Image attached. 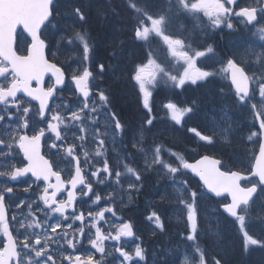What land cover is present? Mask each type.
<instances>
[{
    "label": "snow or ice",
    "instance_id": "snow-or-ice-1",
    "mask_svg": "<svg viewBox=\"0 0 264 264\" xmlns=\"http://www.w3.org/2000/svg\"><path fill=\"white\" fill-rule=\"evenodd\" d=\"M178 5L187 13L198 17L199 13H203L208 18L211 26L219 27L226 23V26L231 29L233 24L228 22L231 17H236L243 20L247 24L257 22L256 7H239L238 0H177ZM131 7L140 13L144 18L140 19L138 26L135 29L137 38L147 40L150 34L155 33L157 37H162L163 41L168 45L170 54L177 60H182L187 65L184 68L183 75L177 77L168 75V73L156 65L155 62L149 60L147 64H142L136 67L133 79L139 85V89L143 94L144 108L151 111L149 105V97L151 92L149 87L157 80V71L167 76L177 86H182L186 81H191L195 84L198 80H202L212 73L203 71L195 66L196 58L204 56L202 51H192L190 46H185L184 40L173 39L171 36L164 34L163 25L165 17H153L144 13L142 9L132 4ZM239 9L238 11L236 9ZM264 11V9H261ZM75 15L81 21L85 20L84 14L79 8L74 10ZM53 15V0H0V165L3 170H0V177H8L10 181H17L19 178L31 174L34 177L33 183L44 182V187L38 199L43 202L44 207L36 205V211L44 213L45 221L50 217L51 213L59 214L55 224L42 222L33 211V204L21 201L16 205L17 208L26 207L27 212L21 213L23 219H18L16 215L12 216V221L16 223L14 229H10L8 209L6 206V198L13 193V187L5 183L0 186V235L3 239L0 240V264H103L104 256L107 255L105 244L106 240L120 241L121 237H132L134 235L132 225L124 223L116 234H105L98 226L100 221L105 219V213H113L112 207H106L95 213L88 212L92 217L90 225H85V214H79L73 210L71 216H66L65 212L69 208H73L77 200V189L82 196H87L93 191L91 182H86L87 166L90 164L89 152L85 150V144L89 136L96 138L101 135L107 136L109 132L104 133L96 128L99 120L96 117L101 114L108 105V96L103 91L98 93V102L92 97L90 82L93 78L92 72L88 68H83L82 72H78L72 76V81L75 84V90L83 97L80 102V107L72 110L68 105H56L57 110L53 111L49 107V101L55 99V95L60 86L64 84L65 73L57 64L51 63L45 56V40L41 38L42 26H46L45 22L50 23L49 18ZM150 24V26H148ZM20 28L23 33H27L30 38L29 43L24 49V54H19L16 48L17 30ZM260 38L264 39V28L259 29ZM76 39L83 44L84 58H88L89 44L86 35L76 33ZM212 49L209 48L210 52ZM103 71V65L100 66ZM230 73L231 83L235 86L236 94L239 101L246 103L247 100L253 99L258 92L260 97V108L264 109V73L260 75L250 76L243 67L238 66L234 60H228L227 68ZM50 74V79L54 81L47 87L44 86L45 76ZM33 82L37 87H33ZM250 83L254 85L250 89ZM95 87V85H92ZM22 93L23 96H19ZM30 98V99H25ZM32 101H38L39 107L37 114L39 120L37 124L47 121V128H37L30 123L33 106ZM165 107L170 110L172 120L180 123L185 114L193 111L192 107H180L177 104L169 102ZM257 105L252 104V108L256 109ZM60 109L67 112L68 115L62 114ZM14 110V111H13ZM52 111L49 119L45 113ZM264 111L257 113V118L261 120L260 130L264 132ZM109 120L114 123L115 130H122L123 126L115 113H112ZM90 122V127H85ZM152 120L147 121L148 125L152 124ZM63 126V128H62ZM69 128H75L81 133L75 135V140L80 143H66L67 132ZM31 129L32 135H28L27 131ZM46 131L49 133L48 139L53 142L50 149H55L52 159H46L41 154V140L45 137ZM195 133L200 140L206 141L209 144L213 142L211 136L203 135L196 129H190ZM256 132H252L248 139L251 140L256 136ZM54 137V139H53ZM141 140L143 135L141 134ZM59 141L60 143H57ZM105 141L99 139V147L95 151L96 156H101ZM81 149L83 153V163L85 168L81 167V159L77 154V149ZM23 153V159L18 163H13L19 155ZM161 147L157 146L154 149L152 158L153 164L162 165L167 171L173 175L177 174L180 169L190 170L196 176H199L203 181L204 186L217 197L225 196V202L222 207L230 216L235 217L239 222L241 229L245 226V214L248 213L250 202L254 198V194L264 192V143L260 144L259 155L255 159V164L245 175L241 171H222V162L217 159H212L209 156H203L195 163H188L178 153H171L176 156L180 162L178 166H172L161 159ZM63 151V155H61ZM56 157H60L59 160ZM70 158V159H69ZM26 161V163H25ZM67 161L71 163L75 161L74 174H69V179L62 178L59 164ZM127 173H132L139 180L140 176L135 173V170L124 165ZM101 171L111 176L107 160L104 161L103 169H96L91 172L92 177H97ZM121 172L115 173L117 182L121 177ZM55 183H52V180ZM102 182V181H99ZM244 182V183H242ZM183 190H187V181H181ZM67 190L66 200H57L58 193ZM132 187V185H129ZM31 188V185H29ZM87 189V192L84 191ZM51 190V191H50ZM27 191V189H26ZM227 197H230V202H227ZM197 192H191V201L188 202L185 198H180L179 202L187 208L188 220L192 225V232L196 231V205L195 200ZM101 200L99 194H95L93 203H98ZM47 209V211H45ZM244 213V214H241ZM155 218L158 227H163L160 223L159 216L152 213L149 219ZM71 220V223L66 224V229L61 233H57V229L63 227V222ZM76 221H80V226L74 228ZM87 227V234L85 232ZM51 229L49 233L48 229ZM95 229L94 238L92 229ZM20 229H24L23 232ZM35 229H41L40 232ZM67 229H71L70 233ZM13 230L16 235H13ZM86 236L88 242L100 253L101 258L96 259L94 255L87 256L76 255L74 252L79 243L77 236ZM55 234V235H53ZM21 237H23L21 239ZM189 240H195V235H189ZM246 245H257L261 243L254 239L248 233L244 232ZM63 241V243H61ZM53 245L56 247L54 248ZM67 249H72L73 252H67ZM115 251L123 257L121 264L133 262L134 258L139 260L144 259V250L137 245L134 253L125 251L123 247H116ZM183 264H189L186 258ZM191 264H207L204 252L197 245L194 249ZM215 264H220V261H215Z\"/></svg>",
    "mask_w": 264,
    "mask_h": 264
},
{
    "label": "rangeland",
    "instance_id": "rangeland-1",
    "mask_svg": "<svg viewBox=\"0 0 264 264\" xmlns=\"http://www.w3.org/2000/svg\"><path fill=\"white\" fill-rule=\"evenodd\" d=\"M65 1L67 2V0H65ZM256 1L257 0H253V2H256ZM66 2H64V3H66ZM91 2H94L95 4H97L98 0H83L84 6H85V3L88 6ZM132 2L133 1L128 0L126 3H122L121 11L123 12V16L125 17L127 22L132 20L134 23V25H133L134 31L132 34H130L129 37L132 39H135L136 37L134 36V33H135V29L137 26L135 25V20H134L136 14H132V9H131L132 8L131 5L133 4ZM105 9H107V7ZM181 10H183V9L178 5L177 12H180ZM55 12H56V15H55V18L53 19V22L47 26L46 32H47V35L49 37L52 36L53 29L57 24H58V26H56L55 28L62 29L64 31V33L68 32L69 27H73L75 25V22L73 20L69 19L68 16H66L63 19L64 16H63V13L59 7H56ZM93 14L95 16H97L94 11H93ZM138 17L139 16H137V19H138ZM233 21H232V19H230L228 22H233ZM240 22L243 25V27H245V23L241 20H240ZM261 23H264V16L261 17L260 22H257L256 25H260ZM237 25L239 26L238 23H237ZM148 26H150V24ZM247 28L248 27H245L244 29H247ZM231 29L227 28L226 31H230ZM226 31H224V33ZM64 33H58L57 32L54 34V36L51 39L52 49H53L52 51L54 53H56L58 50H59V52L63 51L64 53L71 52V50H72V48L70 47L71 42H76V43H79V47H78L76 53L78 54V52H81L82 46L80 45L81 42L76 39V34H75L76 32L67 33L68 35L69 34H75L71 40L70 39L67 40V42L70 41L69 45H67L63 41V36H65ZM224 33H222V35H221L220 32L213 31V30H210V31L203 33L201 42L203 44L213 43L215 52L212 55H210L209 52L206 51V49L203 50L205 55L201 56V60L207 61L204 63H208L209 62L208 60H210V63L214 64L215 67H218L217 63L222 65L223 62L219 59L221 57L222 49L226 48V45H227L229 47V50L231 51V53L235 56V58L237 60H239L238 61L239 63L243 64L245 70L251 76L254 74L258 76L261 73H264V44L259 42L256 33L254 31L248 30L247 32H244L241 35L230 34L226 37L224 36ZM188 40L189 39H186V42H185L187 46L189 45ZM93 43L95 44L94 40H93ZM135 43H136L135 48L133 47L134 50L131 53V54H133V56L132 55L129 56L130 53H127V56H129V57H126L125 65L128 66V63L134 61V59H136V58H139L137 61V62H141L139 65L147 64L149 60H153L155 62L153 67L155 68V66L157 65L158 59H160V57H161V56H159V53L161 55H163V52L165 50H167L168 53L164 57H162V59L164 60V62L167 65L166 72L168 73V75L169 76L173 75L171 73V63L168 60V58L172 57V56L170 54L168 45L163 41L162 37H157L155 35V33H152V34H150V36L147 40L136 38ZM222 45H223V47L221 48ZM95 46H96V44H95ZM135 49H139L142 52V54L137 52ZM127 52H131V51L129 50ZM179 61L184 63V61H182V60H179ZM211 64L202 65V70L208 71V72L212 73V75H214V73L218 72V70L215 71L214 70L215 68H212ZM159 66L161 68H163V66H161V65H159ZM219 68H221L223 71H225V69H226L224 65L220 66ZM76 71H77L76 67L71 68L72 73H75ZM225 72L227 73V71H225ZM181 75H183V74H181ZM181 75H175V76L179 77ZM118 78H119L118 83L121 87L120 91L122 92L120 94L121 99H120L119 105H120V107H124L125 105H128V104L130 105L134 102V100L132 98V92L126 86L127 85L126 81L133 80V76L129 77L127 75V80H126V73L124 71L122 73V71H121ZM218 78H221L224 81V78L222 77V75H220L219 77H215V76L210 75V77L208 76V77L204 78L205 80L204 79L198 80L195 84L191 83V81H186L184 85L177 86L176 82H173L167 76H165V75L159 73V71H157V80L153 84V86H154L153 90L155 92L156 89L158 88L160 95H162L166 98L179 97L180 99L185 101L186 97H188V96L184 95V93L187 92V91H184V86L188 83H191L193 86V89H191V90L196 94V96L194 97L196 99H194L192 97H191V99L193 101L199 99L202 103L201 104L202 107H200L198 105L195 113H194V111L187 113L186 119L188 122H191L193 120L194 122L199 124L213 138V142L211 144H209L206 141H203V142H205V148H207L208 150H210L214 153L219 154L220 156H222L223 158H226L230 162L238 163V164H240L241 160H242V155L239 156V154H241V152L248 151V155L251 158V160H250V165H251L253 160H254L255 153L258 149V145H259L258 141L256 142V136H254L251 139L252 140L251 142L248 139L249 135L252 133V125L250 124V122H253V119H254V109L252 108V104L255 103L257 105L256 109L258 110V112L264 111V109L260 108V97H259L258 92H257L256 95L253 97V99L247 100L246 103H243V102L239 101V97L232 90L230 92H228L226 94V96H224L221 91L216 90L212 85H207V86L205 85L207 82H209L213 79H218ZM202 81H203V83H202ZM224 83H225V90H227L226 89V82L224 81ZM119 85H118V87H119ZM252 86H254V85L252 84ZM105 87L100 86L99 92L100 91L104 92V90L107 89V87L106 88ZM197 87H200L201 89H197ZM187 88H190V87L187 86ZM151 90H150V92L152 93ZM196 92H198V93H196ZM178 94H183V96H178ZM151 96H152V94H151ZM206 98H209L208 100L210 102V105L206 104ZM219 102H220V104H219ZM218 104H219V107H217ZM178 108H180V107H178ZM73 110H76V109H73ZM143 110L145 112H152V109H151V111H149L146 108H144ZM203 110H204V113H203ZM60 111L65 116L68 115V113L64 112L63 109H60ZM167 112L170 115V123L172 126H170L169 124L166 125V126H169V128H167V130H164V132H163L164 133V139L168 142H171L174 139L173 141L175 143H177L180 141V137L178 136V133H177L178 131H176L175 129H179V127L174 124V122H176V121L172 120L170 110H167ZM118 113L120 116H122V114H124L120 109H119ZM141 114H143V113H141ZM100 115L101 114H99L96 117V119H98L99 122H102L103 119L100 117ZM194 115H196V116H194ZM131 119L132 120L139 119V114L136 113V110L134 111L132 117L128 118L127 121H130ZM97 124H99V123H97ZM140 126H142V125H140ZM85 127H90V122L88 124H86ZM141 129H143V127ZM161 131H162V129L157 128L155 133L159 134ZM100 132L104 133L103 130H100ZM77 134L80 135L81 133H79V131L77 130ZM235 134H238V136H237V139L235 138L233 140V138L230 136L235 135ZM149 135L152 136V133H150ZM179 135H181V134L179 133ZM161 138H163V137H161ZM89 139H90V146H92V148H90L91 152L96 151L97 145H99L98 144L99 140H97V139H103L105 141V143H109V145L112 147L115 146V144H113V142L121 143V141L118 139V135L115 133H113L109 139H107L104 135H101V136L96 137V138L89 136ZM89 139H87V141ZM91 140L94 142H92ZM131 141H132V143L135 144L136 148H141V146H139V144H143L144 149H140L141 152H139L138 155H142V157L145 159H147L149 156L148 162L150 165H153L152 158H153L154 153H152L153 150L150 149V148H152V146L154 144L153 140L146 138L144 135H143V140H141V133L137 136L136 132H135L133 139H131ZM86 143H88V142H86ZM250 144L252 145L251 147H249ZM157 146L161 147V144H156L155 148ZM171 153H173V152L168 151L167 154H165V152H163L161 150V155H163V156L167 155V157H170ZM248 155H245L243 157V162L246 160V157ZM161 159L164 160L163 157H161ZM98 161L100 162V159ZM164 161L169 163L166 160H164ZM164 169L168 173L167 169L166 168H164ZM122 177H124V175ZM170 179L172 180L173 178H170ZM176 182L180 183L179 179L176 180ZM129 185H132V187H129ZM134 185H135L134 177L129 178L128 181L121 186V190H122L121 193H118V192L112 193L113 196H110V197L115 199V201L110 202L106 207H115V208L117 207V204L115 203L117 200L116 196H119V200L121 201L120 202L121 208L131 205L133 202L132 188L134 187ZM180 185L181 186L177 187V190H176L177 193L178 192L183 193L181 191L183 188V185L182 184H180ZM118 188H120L119 185H118ZM261 199H264V196ZM204 206H205L206 210L204 209ZM204 206H202L203 212L207 211V213H208L209 209L206 206V203L204 204ZM115 211H116V209H113L114 213H115ZM171 217L173 218V219H171V222H177V221L181 220V217L176 212H172L171 215H169L168 220ZM118 220H119L118 218L113 216V213H107V216L105 215V223H106L105 225H107L109 228H114V227L116 228L117 224L119 223ZM200 220L202 221V218ZM208 220H210V219L208 218ZM203 222H207V221L204 219ZM87 225H90V223H87L86 226ZM160 228L161 227H158V228L153 227L152 231L148 232V234L152 235L154 233V231H156ZM209 228H210V225L207 223L206 230ZM256 228H257V225H256ZM86 229H87V227H86ZM202 230H204V227L201 229V232H202ZM39 231H40V229H37V232H39ZM210 232H212V231H210ZM190 235H193V232H191ZM202 236H204V235H201V237ZM220 247L232 249L231 245H229L227 247H226V245L223 247L222 246H220ZM220 247L218 244H215L214 249L218 251V250H221ZM173 251H175V248H172V246L170 245V243L167 240H163L161 242L160 246L156 247L155 250L151 251V252L153 253L154 257L156 258L155 261L164 262L165 260H167V258L170 256L171 252H173ZM225 254L227 255L228 252ZM237 256L238 255L232 256V260L234 259L235 264H243L244 261L241 260V258H239ZM185 259H186V256L181 260L180 264H183V261ZM248 263L253 264L254 262H248ZM260 263H264V259H261Z\"/></svg>",
    "mask_w": 264,
    "mask_h": 264
},
{
    "label": "trees",
    "instance_id": "trees-1",
    "mask_svg": "<svg viewBox=\"0 0 264 264\" xmlns=\"http://www.w3.org/2000/svg\"><path fill=\"white\" fill-rule=\"evenodd\" d=\"M124 0H98L97 4L93 2L92 5L84 6L83 0H67L66 6L64 7V10L62 13L66 15L71 16V20L77 23L79 19H77V15L73 13V8L75 7V3L79 2L78 6L80 9H82V12L87 14V21L82 23L83 26L87 25L89 31H90V38L95 41L96 46L94 45L93 49L96 50L95 55L97 57H100L103 59L104 62L107 64L105 66L107 70L110 71V78L113 80L109 83L110 91H111V101L113 103V106L117 111L119 109L124 113L122 114L121 118L127 121L128 118H131L134 111L136 110V113L139 114L138 109V101L136 102L134 99V102L132 104L125 105L124 107H120L119 102L121 99L120 94L122 93L120 90L116 91V84L114 82L118 79L119 73L124 71L125 73L129 72V68L131 65V62L128 63V66L125 65V59L126 57H129L130 55L133 56L132 48H127V42L131 41L130 38H128V33L131 34L129 31L130 25L123 16L122 9V3ZM128 1V0H127ZM132 1V0H131ZM65 2V1H64ZM107 7V9H105ZM93 11L96 13L97 16L93 14ZM69 33V32H67ZM67 36H70L67 35ZM101 45V46H100ZM131 52H127V51ZM136 50V49H135ZM138 51V50H136ZM127 53H130L129 56H127ZM140 53V52H139ZM112 67V68H111ZM117 75V76H116ZM122 101V100H121ZM201 106V101L198 99ZM198 102V103H199ZM120 107V108H119ZM202 107V106H201ZM125 108V109H124ZM138 108V109H137ZM204 108V107H203ZM133 119V118H132ZM130 120L127 121V126L130 128H137L136 125L139 120ZM194 127L199 128L200 125L195 122ZM157 130V129H156ZM139 131V130H138ZM180 137V136H179ZM180 142L182 146H185L186 143L194 142L192 136L190 134H182V137H180ZM197 149V145H194ZM244 155V152L242 156ZM241 156V154H239ZM147 185L150 189H153L154 182L151 179L147 180ZM147 187V188H148ZM146 188V189H147ZM154 188H156L154 186ZM147 193H149V190H147ZM155 192H153L154 194ZM155 199L157 198L154 197ZM207 213L205 214L206 217ZM214 215H211L209 218L212 219V223L210 224V228L207 229L210 233L212 238H208L210 240H213L214 243L211 244L210 241L204 243V249L206 253H209L211 255V258L213 257H220L225 256V253H229L228 248H221L220 246H232L233 237L231 238L230 235L233 231L230 229V225H233L232 222L229 221V219L225 218L224 216H218V221L213 218ZM173 219V218H172ZM206 223V222H205ZM230 224V225H229ZM176 228H171L172 236H175V230ZM212 229L215 230V232H218L212 236L211 232ZM212 233H214L212 231ZM227 236L229 237L228 240H226ZM176 238V237H175ZM215 244H218L221 250H218V252L214 249ZM228 249V250H227ZM223 261V260H221ZM232 263L235 264V261L232 260ZM244 264V263H243Z\"/></svg>",
    "mask_w": 264,
    "mask_h": 264
},
{
    "label": "flooded vegetation",
    "instance_id": "flooded-vegetation-1",
    "mask_svg": "<svg viewBox=\"0 0 264 264\" xmlns=\"http://www.w3.org/2000/svg\"><path fill=\"white\" fill-rule=\"evenodd\" d=\"M19 160H21V158L17 157V160L15 162L18 163ZM0 170H3V167H1V165H0ZM5 183H7L8 186L13 187V190H14L13 193L10 194V196L6 198V206H7V209H8V217H9L10 229H13L16 223L14 221H12L11 218H12L13 215H16L17 218H19L18 215H19L20 211L22 210V207L21 208H17L16 207V205L19 204V202H20V199L17 198V197L20 196V194L22 193L23 190L15 182L10 181L8 177H0V186H3ZM20 183H21L20 185L22 186L23 189H25L27 187V183L26 182H20ZM43 185H44V183H43ZM32 190H34L33 198H35L36 201H37L40 193L42 192V187L38 186V188H36L35 186H33L30 189V191H32ZM24 209H27V208L24 207ZM37 217L38 218L42 217L44 219V222H48L49 221V218L47 219V221H45V217L41 216L40 213H39V215ZM2 239H3V237H2V235H0V240H2ZM53 247L55 248L56 246L53 245Z\"/></svg>",
    "mask_w": 264,
    "mask_h": 264
},
{
    "label": "bare ground",
    "instance_id": "bare-ground-1",
    "mask_svg": "<svg viewBox=\"0 0 264 264\" xmlns=\"http://www.w3.org/2000/svg\"><path fill=\"white\" fill-rule=\"evenodd\" d=\"M208 99H209V98H206V104H207V105H210V102H209ZM206 104H205V105H206ZM219 104H220V102H219ZM219 104L217 105V107H219ZM203 113H204V110H203ZM210 243L213 244L214 241H213V240H210ZM232 251H233V250H231V251L226 255V259L229 260V261L232 260Z\"/></svg>",
    "mask_w": 264,
    "mask_h": 264
},
{
    "label": "water",
    "instance_id": "water-1",
    "mask_svg": "<svg viewBox=\"0 0 264 264\" xmlns=\"http://www.w3.org/2000/svg\"><path fill=\"white\" fill-rule=\"evenodd\" d=\"M48 75H49V74H48ZM46 76H47V75H46ZM46 76H45V77H46ZM262 139H263V138H262ZM262 143H264V139L262 140ZM258 155H259V154H258ZM258 155H257V157H258ZM254 164H255V162H254ZM202 182H203V181H202Z\"/></svg>",
    "mask_w": 264,
    "mask_h": 264
}]
</instances>
